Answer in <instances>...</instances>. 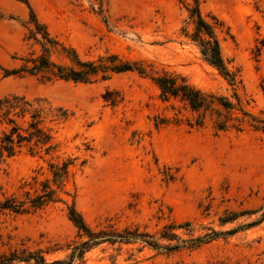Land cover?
Masks as SVG:
<instances>
[{
    "label": "rangeland",
    "instance_id": "1",
    "mask_svg": "<svg viewBox=\"0 0 264 264\" xmlns=\"http://www.w3.org/2000/svg\"><path fill=\"white\" fill-rule=\"evenodd\" d=\"M197 4L214 27L233 85L192 40L188 9L194 0H0V97L38 100L53 145L49 152L25 145L0 158V253L27 247L48 261L68 258L86 238L68 218L73 204L92 231L137 229L160 246L102 242L74 264H264V219L258 221L264 212V131L239 110L264 120V0ZM30 10L58 43L48 52L52 61L69 64L63 47L95 62L116 54L143 73L108 71L86 83L5 75L40 53L43 40L30 34ZM163 74L226 97L235 106L230 117H243L227 123L240 128L217 129L219 119L210 111L196 125L197 113L185 102L161 98L152 78ZM64 162L67 171L55 184L50 165ZM44 183L55 191L52 202L36 209L24 203L18 213L1 207L5 199L41 194ZM231 212L240 215L222 222ZM184 222L187 229L173 231L185 243L166 249L178 241L160 237L163 227ZM211 229L232 231L188 247Z\"/></svg>",
    "mask_w": 264,
    "mask_h": 264
},
{
    "label": "trees",
    "instance_id": "2",
    "mask_svg": "<svg viewBox=\"0 0 264 264\" xmlns=\"http://www.w3.org/2000/svg\"><path fill=\"white\" fill-rule=\"evenodd\" d=\"M31 12V10H30ZM189 17L194 24L195 33L192 40L196 43L201 57L209 65L213 66L219 74L227 80L230 85L234 84V74L228 70L224 60L220 54L219 42L216 37L213 25L207 21L198 9L197 0H194V6L188 9ZM33 24V30L30 34L35 38L39 34L43 42L40 43L41 50L35 57H28L23 60L19 68H13L5 73V75H39L40 77H55L63 80H71L73 82L86 83L92 80L94 76L101 73L102 77L107 75L106 72L113 73L136 70L137 68L128 61H121L116 54H109L101 57L97 62L90 60H81L73 50H68L62 47L65 56L69 60V64H61L52 61L49 58L50 48L58 45L57 41L49 36L43 24H39L35 15L31 12L30 21ZM139 73H143L141 68H138ZM160 91V96L163 100L178 97L185 102L189 109L195 113V124L202 125L204 122V113L210 111L215 113L219 120H216V128L225 130L228 127L240 128V123L227 122L230 120L239 122L243 117H248L252 120L253 127L264 131V120L257 119L255 116L242 110L239 107L243 117H230L231 110L235 107L230 100L224 96H215L213 94L205 95L200 90L191 86L183 76H173L170 74L158 75L152 78ZM237 104L239 100L235 95ZM51 112V110H49ZM54 116H59L60 109ZM44 107L38 100H28L23 95L11 94L0 97V158H9L15 155L23 146L28 145L29 148L43 147L46 152L53 149L51 144V136L49 130L43 124ZM63 115V114H61ZM52 170V181L59 184L67 171V163L64 162L60 166L50 165ZM41 194L32 198H27V201H18L14 198L5 199L1 207L13 212H24L26 208L24 203H28L32 209L39 208L48 202L54 200V189L43 184ZM264 207V206H262ZM259 208V209H262ZM257 211V210H255ZM254 211L242 212L253 213ZM238 213L231 212L221 218L222 222L230 221L237 217ZM68 218L77 228L78 232L85 236V240L72 247V250L65 259L46 260L42 251L29 250L27 247L21 249H13L8 254L0 253V264H12L15 262H23L25 264H74L77 258H82L83 253L92 246L102 243L115 241L130 242L140 240L145 244L158 248L160 247L152 235L145 232H138L137 229L130 230L125 228L122 232H113L99 230L92 231L83 221L79 212L76 211L73 204L69 206ZM264 219V212L260 216V220ZM256 222H250L248 225H253ZM187 222L180 224H168L163 227L160 237L168 240H176L178 243L171 244L166 247L168 250L178 249L181 243H185L173 231L175 229H187ZM216 232L211 229L210 233L190 239L188 242L189 248H194L200 244L218 237L221 234L229 233Z\"/></svg>",
    "mask_w": 264,
    "mask_h": 264
}]
</instances>
